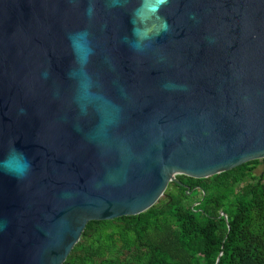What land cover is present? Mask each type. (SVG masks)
Here are the masks:
<instances>
[{"label": "water", "instance_id": "water-1", "mask_svg": "<svg viewBox=\"0 0 264 264\" xmlns=\"http://www.w3.org/2000/svg\"><path fill=\"white\" fill-rule=\"evenodd\" d=\"M13 144L32 168L0 172V264H64L177 176L264 163V0H0V160Z\"/></svg>", "mask_w": 264, "mask_h": 264}, {"label": "trees", "instance_id": "trees-1", "mask_svg": "<svg viewBox=\"0 0 264 264\" xmlns=\"http://www.w3.org/2000/svg\"><path fill=\"white\" fill-rule=\"evenodd\" d=\"M260 164L177 176L181 184L170 183L146 212L89 222L64 264H264Z\"/></svg>", "mask_w": 264, "mask_h": 264}, {"label": "clouds", "instance_id": "clouds-1", "mask_svg": "<svg viewBox=\"0 0 264 264\" xmlns=\"http://www.w3.org/2000/svg\"><path fill=\"white\" fill-rule=\"evenodd\" d=\"M166 2V0H161V3ZM90 13V10H88ZM86 34L84 32L69 34V41L73 49V53L77 60H80L79 49L81 45L74 39V36ZM133 36L138 39H143L137 29L133 28ZM127 39V38H126ZM47 75V73H45ZM71 75V73L69 74ZM24 110L21 109V112ZM32 162L27 156V154L15 147V144L10 146L8 154L0 160V172L8 174L15 177L17 180H21L26 177V175L31 171Z\"/></svg>", "mask_w": 264, "mask_h": 264}, {"label": "rangeland", "instance_id": "rangeland-1", "mask_svg": "<svg viewBox=\"0 0 264 264\" xmlns=\"http://www.w3.org/2000/svg\"><path fill=\"white\" fill-rule=\"evenodd\" d=\"M255 174L257 177H260L262 174H264V163H263V161H261V164L256 169Z\"/></svg>", "mask_w": 264, "mask_h": 264}]
</instances>
